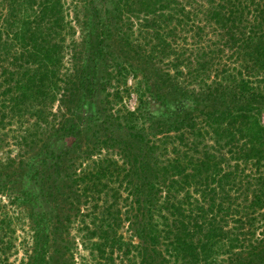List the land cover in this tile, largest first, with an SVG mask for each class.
Segmentation results:
<instances>
[{
  "label": "trees",
  "instance_id": "16d2710c",
  "mask_svg": "<svg viewBox=\"0 0 264 264\" xmlns=\"http://www.w3.org/2000/svg\"><path fill=\"white\" fill-rule=\"evenodd\" d=\"M75 238L81 264H264V0H0V264Z\"/></svg>",
  "mask_w": 264,
  "mask_h": 264
},
{
  "label": "rangeland",
  "instance_id": "374dc122",
  "mask_svg": "<svg viewBox=\"0 0 264 264\" xmlns=\"http://www.w3.org/2000/svg\"><path fill=\"white\" fill-rule=\"evenodd\" d=\"M99 2H100V0H98V3ZM106 2L108 4H110V0H106ZM78 5H79V7H78L79 13L77 14V16H78L79 19H81V18L83 19L84 24L81 25L78 22H77L78 24H76V23L74 24L75 25V29H76L74 38H75L77 43L82 44V40H86V38H87V33H85V31H86V28L88 27L87 24H89L90 21H91V14H90L91 10H90V6L88 5V3H82V1H80ZM101 6H102V4L98 5V7H101ZM69 15H71V11L68 12V19L70 18ZM84 15H86V16H84ZM85 17H87L86 21L88 19H89V21L86 22L85 21ZM111 41L112 40H110V42ZM78 49L80 50V48H78ZM81 58H80V60H81ZM83 59H84V57H83ZM125 82H126V84L128 86H131L132 83H134V80L130 76H128ZM106 90H108L110 92L113 91V89H111V88H106ZM103 94H104L103 92H99L98 95H97V99H102ZM123 103L129 109H132L133 106H135V104H136L135 94L130 91L129 95L124 96ZM150 104H151V107L154 108L155 110L160 109V107L158 106V103L152 102V100H151ZM71 233L73 234L74 230H72ZM74 240H76V238ZM74 242L70 246V252H71V254H72L73 258H74V264H81V258L88 257V253H87V251L85 249H83L81 247V245L78 243V240H76ZM20 256H21V253L19 252L16 258H18Z\"/></svg>",
  "mask_w": 264,
  "mask_h": 264
}]
</instances>
